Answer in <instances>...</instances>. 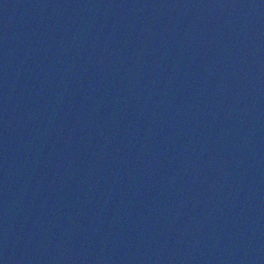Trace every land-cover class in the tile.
I'll return each mask as SVG.
<instances>
[{"label": "water", "instance_id": "1", "mask_svg": "<svg viewBox=\"0 0 264 264\" xmlns=\"http://www.w3.org/2000/svg\"><path fill=\"white\" fill-rule=\"evenodd\" d=\"M0 264H264V0H18Z\"/></svg>", "mask_w": 264, "mask_h": 264}]
</instances>
